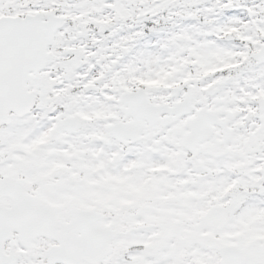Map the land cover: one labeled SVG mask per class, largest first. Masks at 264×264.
<instances>
[{"label": "snow or ice", "instance_id": "obj_1", "mask_svg": "<svg viewBox=\"0 0 264 264\" xmlns=\"http://www.w3.org/2000/svg\"><path fill=\"white\" fill-rule=\"evenodd\" d=\"M0 264H264V0H0Z\"/></svg>", "mask_w": 264, "mask_h": 264}]
</instances>
